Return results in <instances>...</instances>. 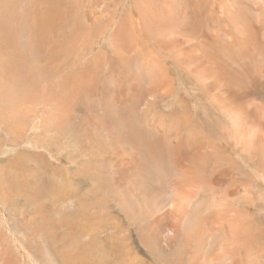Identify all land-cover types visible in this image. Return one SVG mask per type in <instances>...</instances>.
<instances>
[{"label": "rangeland", "instance_id": "1", "mask_svg": "<svg viewBox=\"0 0 264 264\" xmlns=\"http://www.w3.org/2000/svg\"><path fill=\"white\" fill-rule=\"evenodd\" d=\"M0 191V264H264V0H0Z\"/></svg>", "mask_w": 264, "mask_h": 264}, {"label": "bare ground", "instance_id": "2", "mask_svg": "<svg viewBox=\"0 0 264 264\" xmlns=\"http://www.w3.org/2000/svg\"><path fill=\"white\" fill-rule=\"evenodd\" d=\"M55 11V10H54ZM155 27V26H154ZM152 28V27H151ZM145 30H147V29H145ZM179 30V29H178ZM149 32V31H148ZM144 33V32H143ZM122 36V35H121ZM150 38V37H149ZM149 40V39H148ZM212 40L210 39V42H211ZM214 41V40H213ZM216 43V42H215ZM210 44V43H209ZM217 44V43H216ZM122 45V44H121ZM121 45H119V46H121ZM213 45V44H212ZM165 46V45H164ZM220 47V46H219ZM118 50V49H117ZM217 50V49H216ZM202 52V51H201ZM200 52V53H201ZM204 53V52H203ZM120 54V53H119ZM202 54V53H201ZM208 56V55H207ZM202 58V57H201ZM202 67V66H201ZM154 78V77H153ZM230 85H232V84H230ZM245 94V93H244ZM253 94V93H252ZM246 95H248V94H246ZM239 96V95H238ZM250 96V95H249ZM247 97V96H246ZM251 97V96H250ZM245 98V97H244ZM251 102V101H250ZM247 103V102H246ZM252 105V104H251ZM251 109V108H250ZM255 109V108H254ZM253 110V109H252ZM242 111V110H241ZM250 111V110H249ZM123 111H121V113H122ZM238 112V111H237ZM252 112V111H251ZM120 113V114H121ZM123 114H126V113H124L123 112ZM128 115V114H127ZM126 115V116H127ZM130 116V115H129ZM239 118V117H238ZM254 118V117H253ZM128 118L126 117V119H125V121L127 120ZM123 120H124V118H123ZM239 120V119H238ZM251 120V119H250ZM242 121V120H241ZM240 121V122H241ZM244 123V122H243ZM252 124V123H251ZM246 126V125H245ZM241 127H244V126H241ZM241 127H239V128H241ZM250 127V126H249ZM107 129V128H106ZM235 131H237V130H235ZM240 131V130H239ZM248 131V130H247ZM250 132H252V131H250ZM239 133H241V132H239ZM237 134V133H236ZM243 134V133H242ZM245 134V133H244ZM248 134V133H247ZM253 134V133H252ZM241 135V134H240ZM250 135V134H249ZM251 137V136H250ZM237 138V137H236ZM246 139V138H245ZM43 140V139H42ZM46 140V139H45ZM248 140V139H247ZM238 141H240L239 139H238ZM249 141V140H248ZM44 142V141H43ZM42 143V142H41ZM236 144V143H235ZM239 144H240V142H239ZM238 144V145H239ZM237 145V144H236ZM242 145V144H241ZM252 146V145H251ZM244 149V148H243ZM60 152V151H59ZM237 153V152H236ZM24 155V154H23ZM238 155V154H237ZM19 158V157H18ZM24 158V157H23ZM16 160H21V159H16ZM27 160V159H26ZM234 161V160H233ZM11 162V161H10ZM20 162H22V160L20 161ZM14 163H16V162H14ZM19 165V164H18ZM123 165V164H122ZM14 166V165H13ZM17 166V165H16ZM143 167V166H142ZM119 168V167H118ZM13 170V169H12ZM20 172V171H19ZM27 172V171H26ZM28 173V172H27ZM9 174V173H8ZM10 175V174H9ZM21 175V174H20ZM18 176V175H17ZM31 176V175H30ZM37 176V172L34 174V177H36ZM144 176V175H143ZM7 177V176H6ZM208 177V176H207ZM10 178V177H9ZM11 178H13L12 176H11ZM15 178V177H14ZM21 178V177H20ZM37 178H38V176H37ZM23 179V178H22ZM34 179V178H33ZM139 179V178H138ZM141 179V178H140ZM18 180V179H17ZM11 181H12V179H11ZM14 181V180H13ZM19 181V180H18ZM37 181H38V179H37ZM21 183H23V181H20ZM26 182V181H25ZM33 182V181H32ZM39 182V181H38ZM26 183H28V185L30 184L28 181L26 182ZM25 183V184H26ZM231 183V182H230ZM233 183V182H232ZM234 184V183H233ZM55 185V184H54ZM57 185V184H56ZM25 187V186H24ZM59 187V186H58ZM61 187V186H60ZM236 187V186H235ZM39 188V187H38ZM22 189V188H21ZM31 189V188H30ZM4 190V189H3ZM7 190H8V188H7ZM6 190V191H7ZM56 190V189H55ZM71 190V189H70ZM65 191V190H64ZM2 191H0V193H1ZM63 192V191H62ZM67 193H70V192H67ZM9 194H7V196H8ZM10 196V195H9ZM17 196H20L19 198H21V199H23L24 201H26V202H28L29 204L28 205H30V206H32L31 205V203H30V201H36V199H38V200H40V201H43L42 199H44V195L43 194H37V195H35V199L34 200H32L31 199V195L29 194V193H27V192H24V191H22V192H19L15 197H12V200H16V197ZM9 200H11V199H9ZM18 200H20V199H18ZM8 202V201H7ZM14 202V201H13ZM43 203V202H42ZM55 203V202H54ZM49 207L50 206H52V205H48ZM22 207V206H21ZM181 207H180V205H179V209H180ZM28 209V208H27ZM42 210H44V208H37L36 209V211H42ZM180 212H179V215H178V219L177 220H179V218H180V216H182L183 215V211H182V209H180L179 210ZM31 213V212H30ZM36 214V212H34V216H36L35 215ZM103 219V218H102ZM31 221H32V219H30ZM108 220V219H107ZM113 220V219H112ZM70 221V220H69ZM100 221H101V219H100ZM105 221V220H104ZM27 222V221H26ZM26 224V223H25ZM29 224V223H28ZM31 224V223H30ZM25 226V225H24ZM203 226H204V224H203ZM27 227V226H26ZM70 227H72V226H70ZM73 227H74V225H73ZM175 229V228H174ZM69 230V229H68ZM18 231V230H17ZM91 231V230H90ZM18 232H20V235H21V237L23 236L24 238L21 240L23 243L25 242V240L26 239H30V238H27L26 237V234L25 233H23V231L21 232L20 230L18 231ZM40 232H41V229H40ZM96 232V231H95ZM37 233V232H36ZM42 233V232H41ZM172 233H173V230H172V232L170 233V234H168V235H172ZM28 234V233H27ZM31 234H33V233H31ZM44 234V233H43ZM3 235H5V232L3 231ZM31 236V235H30ZM29 236V237H30ZM41 236V235H40ZM39 236V237H40ZM32 237V236H31ZM35 237H36V235H35ZM4 238H8V234H6L5 235V237ZM32 239V238H31ZM84 239V238H83ZM36 240V239H35ZM35 240H33V241H30V243L28 242V244L26 245V246H29L30 247V250H32L33 248H35V247H33V245L35 246V244L37 243V242H35ZM43 240H45V239H43ZM80 240H82V238L80 239ZM87 240V239H86ZM39 241V240H38ZM89 241V240H88ZM95 242V240H91V241H89V242H87L86 244L88 245V246H90V247H93L94 246V244H96V243H94ZM83 243V242H82ZM41 244H44V243H42V241H41ZM84 244V243H83ZM44 245H42V247H43ZM36 247H37V244H36ZM47 247V246H46ZM37 249H40V248H37ZM71 251L68 253V255L67 256H65V259L64 260H66V261H64L63 262V264H88L89 262H87L85 259H86V256H83V254H85V253H89V251H87V249L85 248V247H83L82 245H81V243L79 242V240L77 241V247L75 248V250L74 249H70ZM248 251V250H247ZM249 252V251H248ZM91 254V253H90ZM136 255H137V253H136ZM23 259H29L28 258V256L26 255L25 257H23ZM92 260H93V257H92ZM29 261V260H28ZM94 261V260H93ZM27 262V261H26ZM8 263H9V260H8Z\"/></svg>", "mask_w": 264, "mask_h": 264}]
</instances>
